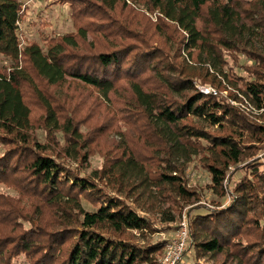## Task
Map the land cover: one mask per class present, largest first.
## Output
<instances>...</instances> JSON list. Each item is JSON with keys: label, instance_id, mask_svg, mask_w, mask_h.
<instances>
[{"label": "trees", "instance_id": "obj_1", "mask_svg": "<svg viewBox=\"0 0 264 264\" xmlns=\"http://www.w3.org/2000/svg\"><path fill=\"white\" fill-rule=\"evenodd\" d=\"M23 2L0 0V56L9 60L0 68V183L17 194L0 192V264H14L20 257L27 264H157L165 241H133L129 235H145L151 222L119 197L133 190L135 179L186 202L197 197L180 170L154 156L183 148L184 156L189 149L203 154L212 190L220 197L226 195L228 167L246 169L226 207L189 217L187 248L193 247L196 259L211 254L232 258L231 264H264V169L255 160L239 167L254 154L244 140L260 142L264 125L229 100L247 101L264 117V53L239 45L246 34L264 33V0H56L68 4L76 33L46 36L45 47L36 41L22 44ZM136 5L156 11L158 34L169 25L171 34L179 35L173 57L162 41L151 48L135 36L126 16L133 19ZM117 9L122 18L114 16ZM88 32L105 40L130 37L140 45L80 52L79 41ZM182 54L205 64L204 83L215 92L196 87L200 76ZM238 54L251 63H239ZM174 57L181 61L173 62ZM224 66L228 73L221 71ZM68 78L110 103L119 95L117 116L138 136L147 132L141 144L125 139L117 146L119 155L89 176H80L65 161L89 157L81 153L86 145L81 121L62 114L65 110L48 90ZM229 85L238 86L237 92L225 99L221 92ZM192 118L217 126L218 133L198 127ZM36 127L45 131V142L31 134ZM56 133L62 134L63 144ZM155 159L158 164L151 168ZM95 180L112 186L118 196ZM24 198L29 208L21 205ZM82 201L94 210L85 209ZM45 210L54 225L42 222Z\"/></svg>", "mask_w": 264, "mask_h": 264}, {"label": "rangeland", "instance_id": "obj_2", "mask_svg": "<svg viewBox=\"0 0 264 264\" xmlns=\"http://www.w3.org/2000/svg\"><path fill=\"white\" fill-rule=\"evenodd\" d=\"M23 13H21V19L19 21L20 30L22 33V44L30 41H36L40 46L45 47L44 37L46 36H56L63 35L65 33L75 34L76 27L73 25L71 19V10L67 3H59L56 0H35L29 3ZM134 17L126 16L130 21V26L136 28L137 37L142 36L143 39L147 40L149 47H159L160 41L164 43V47L169 49V55L174 56L177 52L179 44V35L171 34L170 26L163 25V32L158 34L154 30V23L157 22L156 11H150L143 7V5H136ZM115 17H121L122 14L119 10H115ZM112 16V13L109 14ZM125 15H123L124 17ZM137 24V25H136ZM128 35V34H127ZM125 43L128 45H140L136 40L130 39V37H113L109 40L102 38L100 34L88 32L85 35L83 41H79V51L87 53H96L97 51L106 50L119 46V44ZM136 43V44H131ZM240 46H245L247 49L257 48L260 52L264 53V33L262 30H258L257 34H246L241 38ZM183 53V51H180ZM184 58V54H182ZM186 57V56H185ZM186 59V64L190 66V70L194 71L197 76H200L196 81V87L210 89L209 84H205L204 77L206 72L205 64L198 63L196 60ZM228 65H232L230 59L225 58ZM181 59L176 60L175 57L173 62L179 63ZM238 62L242 64L251 63L244 58L242 54H238ZM9 65V60L3 56H0V68L2 66L7 67ZM9 68H7L8 70ZM221 71L225 74L228 73V68L224 66ZM234 71L238 75L242 74L239 68H235ZM192 73V72H191ZM209 80V79H208ZM222 85H228L226 81L222 82ZM238 85V84H237ZM238 86L233 87L229 85L226 91H222V97L227 99L229 92L236 93ZM224 89V88H223ZM48 90L51 91L52 96L60 104V107L65 111L61 113L64 115H72L76 119L81 121V131L86 135V145L82 146L81 153L87 151L88 158L83 160L81 156L77 160H70L65 158L66 162L74 169L80 176L93 175L95 170H99L107 159L114 158L118 156L117 146L124 144L125 139L134 138V142L137 144L143 143L141 136H147V132L143 129L141 135L138 136L134 129L121 120L116 111L121 105L120 99L113 97L111 103L102 99L100 95L91 87L82 85L81 83L74 82L69 78L66 82L57 87H49ZM238 95H240L238 93ZM229 99V98H228ZM231 104L239 107L248 113L259 125H264V117L261 116V111H258L252 104L247 101H234L229 99ZM41 111H33L32 115L34 118L39 117ZM198 127L204 129L205 131L212 132L213 134L218 133L217 126H210L206 121L200 118H192ZM138 129V128H137ZM95 131V132H94ZM94 132L93 135L90 133ZM31 134L35 135L40 142H45V131L41 128L36 127L31 130ZM90 134V135H89ZM57 139L63 144V137L61 133H56ZM247 138V137H246ZM247 145L252 144L253 149H250V153H254L250 157H245V160L239 165L241 167L248 162L253 160L258 161L260 165L259 170L264 169V136L259 142L244 140ZM133 142V144H134ZM132 143V142H131ZM170 146V144H169ZM1 147V146H0ZM135 148V147H134ZM116 149V150H115ZM184 149V148H183ZM183 149L180 152L173 150L170 154L166 152L155 155L157 159H164L168 162L171 167L180 170V174L184 176L187 180L186 187L190 191L197 192L198 196L192 198L190 201H183L176 198L171 193L167 191L158 189L152 183H141L139 180H133L134 188L125 193L119 198L125 200L126 203L131 205L140 216L147 217L151 222V229L145 232V235H141L138 231H133L130 238L139 244H143L146 241L151 243L159 241L170 240L177 228L179 220L182 218L183 214L186 216L189 222V217H193L198 214L205 215L209 210L220 209L226 207L232 198L233 188L235 183L243 177L245 170L239 168L235 170L234 166H229L226 173V178L223 182L226 188V195L220 197L215 194L212 190V182L210 173L204 167L203 163H206V158L200 151L194 153V151L189 149L188 155L184 156ZM192 153V154H191ZM56 154V153H54ZM248 154V152H247ZM143 155H149V149H143ZM153 159V158H152ZM154 160L151 168H154L158 161ZM160 161V160H159ZM160 163V162H159ZM163 163V162H162ZM167 170V169H166ZM177 172H172L176 174ZM178 173V174H179ZM98 186L102 187L104 191L108 194L118 196L110 187L102 185V181L95 180ZM0 192L4 194H9L11 196H17L13 189H10L3 183H0ZM24 208H29V204L26 198L23 199L21 203ZM82 205L87 210H94L85 201H82ZM167 217H172L171 221L166 220ZM50 211L44 212L42 222L48 226L54 225L50 221ZM162 253V252H161ZM161 254L157 255V259ZM199 262L202 264H231L233 263L232 258L225 259L223 256H213L211 254H201L199 258H195V250L193 247H188L185 255L179 264H194ZM14 264H27L23 257H20L14 261Z\"/></svg>", "mask_w": 264, "mask_h": 264}, {"label": "built area", "instance_id": "obj_3", "mask_svg": "<svg viewBox=\"0 0 264 264\" xmlns=\"http://www.w3.org/2000/svg\"><path fill=\"white\" fill-rule=\"evenodd\" d=\"M35 0H24L22 4L23 13L25 9L30 6L29 3L34 2ZM26 7V8H25ZM200 90L204 92H208L213 89L200 88ZM190 240V232H189V223L187 221L186 216L183 214L182 218L179 220L177 224V228L173 237L165 241L163 250L161 255L158 258L157 264H179L182 260L185 250L188 246Z\"/></svg>", "mask_w": 264, "mask_h": 264}]
</instances>
